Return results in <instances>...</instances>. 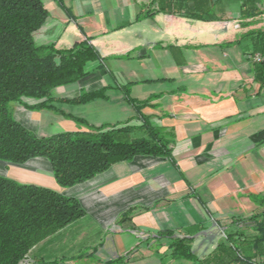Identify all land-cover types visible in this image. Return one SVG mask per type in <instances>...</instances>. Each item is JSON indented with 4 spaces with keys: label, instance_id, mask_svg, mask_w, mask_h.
Returning <instances> with one entry per match:
<instances>
[{
    "label": "crops",
    "instance_id": "obj_1",
    "mask_svg": "<svg viewBox=\"0 0 264 264\" xmlns=\"http://www.w3.org/2000/svg\"><path fill=\"white\" fill-rule=\"evenodd\" d=\"M41 1L48 17L33 35L37 44L70 47L88 37L102 58L83 78L54 88L53 104L96 126L119 124L136 115L118 87L128 84L132 97L150 99L142 113L174 139L171 159L137 155L71 187L56 183L46 158L0 161V175L74 197L86 212L19 264L122 256L121 264H162L170 239L157 234L165 231L190 238L203 259L220 242L217 229L256 212L253 196L264 195V77L254 73L258 50L244 36L264 26V14L243 27L236 0H212L213 9L199 13L193 0ZM105 86V97L71 101ZM14 107V118L38 136L78 129L52 110Z\"/></svg>",
    "mask_w": 264,
    "mask_h": 264
},
{
    "label": "trees",
    "instance_id": "obj_2",
    "mask_svg": "<svg viewBox=\"0 0 264 264\" xmlns=\"http://www.w3.org/2000/svg\"><path fill=\"white\" fill-rule=\"evenodd\" d=\"M210 1L193 0L191 11L210 6L212 10L214 2ZM236 1L241 26H250L263 16L264 0ZM47 17L48 11L41 0H0V160L23 164L32 158H46L56 183L71 187L106 171L116 162L130 161L137 155L171 159L172 130L151 123L142 113L150 105V99L132 97L128 84L118 87L136 115L119 124L96 126L64 113L53 104L54 88L83 78L90 72L89 64L102 58L88 37L70 47L37 44L33 35ZM244 36L253 38L256 50L264 51V26L249 30ZM253 64L254 73L264 77V64ZM106 90L105 86L81 93L71 101L84 103L105 97ZM25 99L34 103H26ZM11 102H19L28 109L52 110L74 120L79 128L38 136L13 117ZM253 201L258 210L248 217L232 219L225 226V238L201 260L192 251L190 238L173 236L174 231L157 235L170 239L168 249L172 259L192 264H256L264 251V195L253 196ZM85 213L74 197L0 175V264H19L28 258L37 243L73 224ZM129 213L130 210L123 212L120 218ZM123 262L122 256L106 264Z\"/></svg>",
    "mask_w": 264,
    "mask_h": 264
},
{
    "label": "rangeland",
    "instance_id": "obj_3",
    "mask_svg": "<svg viewBox=\"0 0 264 264\" xmlns=\"http://www.w3.org/2000/svg\"><path fill=\"white\" fill-rule=\"evenodd\" d=\"M17 104V102H11L10 104H9V107H10V111L12 112V114H13V117L15 116V105ZM75 122V121H74ZM75 124L78 126V128H79V124H77L76 122H75ZM54 130H51V131H60L61 129H66V128H53ZM60 129V130H59ZM49 133H51V132H49ZM0 161H2V160H0ZM2 162H4V161H2ZM221 227V226H220ZM217 232H218V234H219V240L221 241V240H223L224 238H225V236H224V232H223V230H221V229H217ZM249 234H252V232L249 230V232H248ZM218 240V241H219ZM194 253H195V255L198 257V256H200V253H201V251L199 250V249H197V248H195L194 250ZM199 258V260H201V258L200 257H198ZM90 259H92V260H94V257L93 258H90ZM151 260L153 261V263L151 262ZM151 260H148L147 261V264H157V263H155V258L154 259H151ZM157 260V259H156ZM182 260V259H181ZM179 260L178 262H176V261H173L172 259H171V257L170 256H165L164 258H163V260H162V264H192V262H190V261H186V260ZM158 262H159V260H158ZM180 262H184V263H180ZM197 262V260L195 261V263ZM159 264H161V262H159Z\"/></svg>",
    "mask_w": 264,
    "mask_h": 264
},
{
    "label": "built area",
    "instance_id": "obj_4",
    "mask_svg": "<svg viewBox=\"0 0 264 264\" xmlns=\"http://www.w3.org/2000/svg\"><path fill=\"white\" fill-rule=\"evenodd\" d=\"M252 61L255 64H264V51L255 52L252 55ZM256 264H264V251L262 254V259L260 261H258Z\"/></svg>",
    "mask_w": 264,
    "mask_h": 264
}]
</instances>
